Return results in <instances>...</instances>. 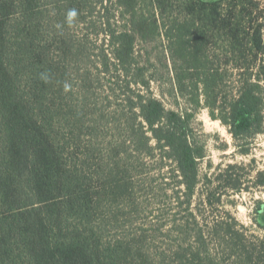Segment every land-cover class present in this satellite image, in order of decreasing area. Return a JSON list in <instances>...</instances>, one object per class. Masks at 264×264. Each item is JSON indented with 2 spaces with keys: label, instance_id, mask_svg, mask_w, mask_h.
Returning <instances> with one entry per match:
<instances>
[{
  "label": "trees",
  "instance_id": "obj_1",
  "mask_svg": "<svg viewBox=\"0 0 264 264\" xmlns=\"http://www.w3.org/2000/svg\"><path fill=\"white\" fill-rule=\"evenodd\" d=\"M70 9L78 13L71 24ZM96 13L102 54L109 59L111 51L130 79L128 141L136 153L176 165L186 203L202 188L205 157L194 109H208L243 155L264 134L263 0H0V264H157L133 241L107 236L102 192L113 188L96 184L103 167L83 166L82 123L68 109L66 59L76 47L70 28L97 26ZM138 38L164 39L174 96L193 109H168L150 93L152 81L135 65ZM244 170L231 164L217 179L241 193L248 190ZM253 184L264 186V172ZM256 204L255 214H264V201ZM254 246L225 264H264V240L257 256Z\"/></svg>",
  "mask_w": 264,
  "mask_h": 264
},
{
  "label": "rangeland",
  "instance_id": "obj_2",
  "mask_svg": "<svg viewBox=\"0 0 264 264\" xmlns=\"http://www.w3.org/2000/svg\"><path fill=\"white\" fill-rule=\"evenodd\" d=\"M114 4L110 5L112 14L117 11ZM98 18L96 13L97 26L89 29L71 25L69 36L76 47L66 59V82L70 86V116L78 117L83 127L81 162L94 170L103 167L105 172L96 184L113 188L102 192L105 202L100 214L108 221L107 236L133 241L157 264H225L239 261L238 254L253 245L257 256L264 230L253 217L264 225V214H255L256 202L264 201V186L257 187L253 181L264 172V134L252 144L249 154L243 155L227 127L214 120L208 109H194L193 127L205 157L199 161L202 188L192 205L186 203L176 165L157 154L136 153L128 141V125L135 119L126 102L130 79L120 75L111 51L106 52L109 59L102 54L105 35ZM135 53V65L152 81V95L168 109H193L174 96L164 39L138 38ZM133 89L147 93L141 87ZM231 164L245 167L241 173L246 179L243 187L248 190L227 192L225 182L217 179ZM113 181L124 190L120 192ZM207 189L212 190V199L204 204L201 199L209 195ZM201 251L207 254L199 256Z\"/></svg>",
  "mask_w": 264,
  "mask_h": 264
},
{
  "label": "clouds",
  "instance_id": "obj_3",
  "mask_svg": "<svg viewBox=\"0 0 264 264\" xmlns=\"http://www.w3.org/2000/svg\"><path fill=\"white\" fill-rule=\"evenodd\" d=\"M78 13H77V10L76 9H70L68 12H67V15H66V19H67V22L69 24H71L74 20L75 17H77ZM47 82V81H46ZM69 85H65V90L67 91L69 89Z\"/></svg>",
  "mask_w": 264,
  "mask_h": 264
}]
</instances>
